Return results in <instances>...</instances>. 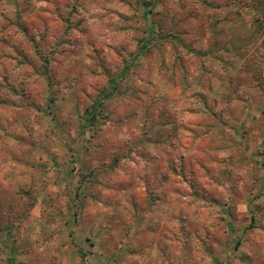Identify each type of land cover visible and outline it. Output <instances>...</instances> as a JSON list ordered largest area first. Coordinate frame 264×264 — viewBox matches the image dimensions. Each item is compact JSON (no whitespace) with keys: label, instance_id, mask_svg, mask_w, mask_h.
<instances>
[{"label":"rangeland","instance_id":"obj_1","mask_svg":"<svg viewBox=\"0 0 264 264\" xmlns=\"http://www.w3.org/2000/svg\"><path fill=\"white\" fill-rule=\"evenodd\" d=\"M0 264H264V0H0Z\"/></svg>","mask_w":264,"mask_h":264},{"label":"trees","instance_id":"obj_2","mask_svg":"<svg viewBox=\"0 0 264 264\" xmlns=\"http://www.w3.org/2000/svg\"><path fill=\"white\" fill-rule=\"evenodd\" d=\"M90 121H92V122H95V116H94V114H91V116H90ZM97 131V130H96Z\"/></svg>","mask_w":264,"mask_h":264}]
</instances>
